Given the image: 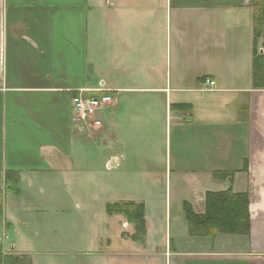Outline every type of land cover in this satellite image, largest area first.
<instances>
[{
	"label": "crops",
	"instance_id": "0c3cea01",
	"mask_svg": "<svg viewBox=\"0 0 264 264\" xmlns=\"http://www.w3.org/2000/svg\"><path fill=\"white\" fill-rule=\"evenodd\" d=\"M251 15L250 0H0L6 229L18 231L21 214L57 215L65 204L71 212L93 208L88 214L101 220L93 226L99 249L90 250L92 260L103 241L141 251L151 235L163 254L137 255L133 264H264V193L254 187L264 181V152L256 155L254 142V129L264 122L255 118L256 104L264 103L256 96L264 89L252 87ZM100 88L112 104L103 138L91 142L72 121L71 98ZM230 125L243 133L228 131ZM233 139L245 150L234 162L222 146ZM84 153L90 159L80 176L75 163ZM97 169L103 173L100 205L93 189ZM6 171L19 174L18 195L5 191ZM218 171L230 176L215 177ZM80 181L88 182L86 191L63 189ZM216 182L218 191L248 194V233H189L183 203L202 214L205 193L217 192L209 190ZM125 201L144 206L140 242L110 238L121 223L134 232L123 215L105 211ZM45 218L39 214L37 221ZM104 254L98 257L110 261L111 253Z\"/></svg>",
	"mask_w": 264,
	"mask_h": 264
},
{
	"label": "rangeland",
	"instance_id": "374dc122",
	"mask_svg": "<svg viewBox=\"0 0 264 264\" xmlns=\"http://www.w3.org/2000/svg\"><path fill=\"white\" fill-rule=\"evenodd\" d=\"M264 39L262 36L257 38V50L264 52V48L262 47ZM260 84H264V73H262V76L260 78ZM214 86V85H213ZM212 87V86H211ZM261 94V95H260ZM260 94H257L256 96L257 100L264 99V92H260ZM112 102V101H111ZM112 103H110L109 106H111ZM264 103L256 104L255 108V118L258 120V116H262L261 118H264ZM107 113L106 107L104 109V115ZM260 113V114H259ZM260 121V120H259ZM107 123V119H104L102 126L94 128V125L84 129V130H78L81 137L89 139L91 142H95L98 139L103 138V131L105 129L104 124ZM109 124L106 125V128ZM110 125L109 127H111ZM111 129V128H110ZM228 131H231L237 135H241L243 133L242 128H240V131H235V126L231 127L228 126ZM217 135L225 139L227 136L225 134V131L218 129ZM254 142L256 143V151L255 154L257 155L259 152H264V122L260 121V124L254 129ZM261 144V145H259ZM223 149L227 150V153L234 154L233 162L235 161V158L239 155H242L245 150L242 149L243 144L241 142L235 141L234 139L232 142L224 143ZM216 152H218V149H214ZM204 152L208 153L207 150H204ZM84 157L79 160L81 157H78V162L75 163L76 171L79 172L80 176H86V166L84 163L88 161L90 158L87 156V153H84ZM203 154V152H202ZM212 161V159H211ZM224 163V161H223ZM103 167V165H102ZM102 172L98 171L96 173V179L98 182H94V193L97 192L98 194V200L97 203L100 205V203L103 200L102 193ZM39 184H36L34 188H36ZM88 182L80 181L77 183L69 184L66 188L72 191L73 193H77V190L86 191ZM42 186V185H41ZM169 187V186H168ZM254 187L256 189V192L264 193V181H255ZM209 190L211 191H218L219 185L217 184H209ZM173 190V189H172ZM169 196L167 195V198ZM173 199V196L171 197ZM38 200H33L32 203H36ZM64 208H67L66 211H63L61 213H58L57 215H52L50 211H42L39 213H36L34 215H31L29 213L27 214H21L19 215L22 223L17 226L18 231L13 230L12 232L9 231V229H6V221L4 224H2L3 219L0 220V251L2 253H5L7 255H10L12 257H25L23 258L24 264H122L121 260H125L128 264H133L135 260L138 259L137 255L143 256L144 260H147V257L151 254H163V249H161V245H153L154 242H152L153 237L150 235V242L148 244H143L141 251H138L135 249V246L128 245L127 248L125 246L119 244L117 246H108L105 241H103L102 246L100 247V253H97V256L92 259L90 250L95 248L96 250L99 249L97 247L92 238V232L93 230H96L93 228L94 225L101 222L100 218L98 223H96L92 219V215L88 214V212H91L92 209H86V212H71V209L63 205ZM40 216L46 217L45 220H42L43 224H40L37 221V217ZM101 215L102 214H96ZM122 215V214H121ZM48 216V217H47ZM163 216V215H161ZM160 216V217H161ZM107 215L103 214L102 218L105 220ZM123 217L126 219V217L123 215ZM50 218V219H49ZM127 221V219L125 220ZM128 222V221H127ZM28 225V227H27ZM22 226V227H21ZM131 226L129 225V228H126L123 226V223H121L120 228H118V232L115 235V232L113 233V228L111 229V235L110 238L114 240H118V238L125 239L128 241L129 244H132L129 242L130 236L133 234L131 231ZM100 230V228L98 229ZM99 231H97V234ZM215 234V233H214ZM209 236V235H208ZM158 237V236H157ZM156 237V238H157ZM15 240V242L13 241ZM92 240V243L90 242ZM111 241V240H110ZM109 241V242H110ZM4 242V243H3ZM153 243V244H152ZM12 245V246H10ZM159 246V247H158ZM111 248V249H109ZM154 249V250H153ZM153 250V252H152ZM106 251L111 253L110 261H105L104 257H98V256H104L106 255ZM120 252V255H118V252ZM50 252V253H49ZM116 254V255H115ZM115 255V256H114ZM32 256H34V259ZM140 260V259H139ZM138 261V260H137ZM136 261V262H137ZM152 264H158L154 261L151 262ZM161 263V262H160ZM144 264V261H143ZM162 264H165L162 262Z\"/></svg>",
	"mask_w": 264,
	"mask_h": 264
},
{
	"label": "trees",
	"instance_id": "16d2710c",
	"mask_svg": "<svg viewBox=\"0 0 264 264\" xmlns=\"http://www.w3.org/2000/svg\"><path fill=\"white\" fill-rule=\"evenodd\" d=\"M252 7V22L254 25V41L251 62V80L254 89H264L260 78L264 73V52L257 50V38L264 39V0H250ZM262 47L264 48V41ZM245 168V167H244ZM218 178L230 176L226 172H214ZM1 178V176H0ZM4 189L13 195L19 194L20 176L16 171H6L3 177ZM248 194L234 193L230 188L224 191L206 192L205 209L202 214H196L192 207L183 203L184 217L189 233L197 236L215 235L216 233L246 234L250 230ZM105 211L108 215L122 214L127 221L133 224L134 232L130 238L140 242L146 235L144 220V206L141 203L130 201L107 204ZM2 208L0 205V220ZM215 233V234H214ZM23 258L12 257L0 251V264H24Z\"/></svg>",
	"mask_w": 264,
	"mask_h": 264
},
{
	"label": "built area",
	"instance_id": "2783aa9c",
	"mask_svg": "<svg viewBox=\"0 0 264 264\" xmlns=\"http://www.w3.org/2000/svg\"><path fill=\"white\" fill-rule=\"evenodd\" d=\"M204 84L213 86L215 82L208 78L203 80ZM207 90L208 88H203ZM209 90V89H208ZM110 93L100 88L88 95L81 92L71 98V117L78 130H84L92 125L94 128L102 126L104 121V109L111 103Z\"/></svg>",
	"mask_w": 264,
	"mask_h": 264
}]
</instances>
